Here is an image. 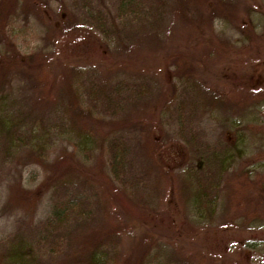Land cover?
<instances>
[{
	"label": "rangeland",
	"instance_id": "1",
	"mask_svg": "<svg viewBox=\"0 0 264 264\" xmlns=\"http://www.w3.org/2000/svg\"><path fill=\"white\" fill-rule=\"evenodd\" d=\"M154 1V8L142 19L120 23L124 36L118 41L85 25L91 7L113 18L116 0H91L86 12L81 6L87 0H18V18L9 25L10 36L22 53H35L43 60L44 68L29 75L37 80L40 73L47 79L35 85L24 74L12 81L13 100L17 99L18 107L26 106L22 111L32 110L38 117V134L44 132L50 142L43 150L18 147V143L8 149L6 137L0 139V245L4 249L8 239L23 234L38 246V236L46 233L53 193L68 184L72 191L96 193L86 208L89 219L80 223L72 219L69 226L82 230L92 247L111 239L115 250L107 264H264V219H248L246 210L235 218L231 214L233 195L245 171L253 173L252 181L264 174V159H258L264 155V99L256 106L250 104V120L244 118L246 107L203 102L216 93L230 103L234 85L247 83L246 77H250L249 85L243 83L246 89H263L264 0ZM80 88L83 98L89 88L97 92L93 101L82 106L88 115L76 118L71 108L68 116L59 115L56 106H67ZM197 94L204 96L197 100ZM260 96L264 98V89ZM62 119L65 122L57 129ZM76 120L90 124L89 130H95L98 138L120 131L117 124L121 125L133 146L135 183L131 179L122 188L106 181L105 176H110L107 152L96 144L88 157L83 156L86 153L78 150L77 140L62 133ZM180 122L188 125L191 137L189 129L182 132ZM27 124L28 139L39 137L33 129L30 132L32 121ZM238 133L245 138V147L240 145L244 154L232 151L236 162L221 179L224 190L217 213L200 218L191 209L198 200L193 189L187 190L185 172L200 171L204 161L187 141L193 139L195 150L208 143L212 152L217 146L231 150ZM208 153L205 156L213 161ZM160 162L177 167L176 182L168 184L159 171ZM41 186L47 189L44 193H29ZM253 189L245 195L252 196ZM178 217L179 223L171 226ZM180 217L200 230L192 234ZM181 228L187 237L178 240L173 231ZM69 245L67 238L60 256L69 254ZM81 259L80 264H85Z\"/></svg>",
	"mask_w": 264,
	"mask_h": 264
},
{
	"label": "trees",
	"instance_id": "2",
	"mask_svg": "<svg viewBox=\"0 0 264 264\" xmlns=\"http://www.w3.org/2000/svg\"><path fill=\"white\" fill-rule=\"evenodd\" d=\"M17 2L18 0H0V78H2V83H0V139L6 137L7 146L5 148L8 149H10V147L12 149L18 143V147L33 149L35 146L40 150H43L46 146H48L50 141L49 137L44 132L41 131L42 134H38L39 129L37 130L38 126H36L38 125L36 123L38 117L33 115L32 110L27 108L25 111H22V109L26 106L18 107V103L16 101L17 99L13 100V97L16 95L13 90L12 81H18V78H24V74L31 75L30 71H34L36 68L40 69V66L44 68V63H41L43 60L40 56L35 53H22L10 36L9 25L18 18V14L16 13ZM154 3V0H116V2H114V5L116 4V15L113 16V18H111L108 14L105 15L100 9H93L91 7V0H87V3H84L81 8L86 12V7H91L86 13L87 18L85 25L88 26V28L91 27L90 29L100 31L105 38H118V41H120L122 40L120 38L124 36L122 29L119 27L120 23L125 24L126 21L132 22L134 19H142L146 14H148L149 8H154ZM40 72L42 73L43 71ZM39 76L42 78V74L39 73L37 78H39ZM29 78L33 83L35 82V85H39L47 79L40 78L36 80L31 76ZM246 79L248 80L246 81L247 83H244L243 81L238 87L237 84L234 85L237 89L232 92L233 97L229 99L232 105L224 97H221L216 93L212 94L208 99H205L204 97V104L211 103V105H213L212 102L217 100L223 102L224 104L228 103L232 109L233 104L238 107H246L244 110L247 112H244L248 113V117L244 118H248V120H250V118H253L251 113L253 106H250V104H255L256 106L260 100L264 99L260 96L264 87L262 89L255 86L254 88L246 89L247 87H245L244 84H250V77H246ZM9 83L11 84V88H7ZM140 88L142 91L144 87L141 86ZM95 90L96 89L94 88H89L86 92V98H83L80 93L81 88L80 90L77 89L78 96L71 100V103L74 105L72 106L69 102L67 103V106H63L61 104L56 106L57 109L55 111L59 115L62 114V116H68L69 108H71L72 112H74L73 116H76V118H84V116L88 115L86 111H84L85 109H83L84 102L94 100L92 97ZM118 91H120V87L118 88ZM101 95L108 98L105 91H102ZM196 96H198V100L204 95L197 94ZM257 98L259 99L255 100V102L252 101ZM250 99L251 101H249ZM108 101H110L109 98ZM214 105L216 108V104ZM94 106V108L97 109L96 105ZM28 110L31 113H29ZM34 117L37 118L34 120ZM69 118L71 119V117ZM30 121L34 124L32 125L30 132L33 129L34 134L39 135V137L34 135L35 138L28 139L29 133L24 132V128L29 126L27 122ZM64 122L65 119H62V121L60 120L55 127L58 129ZM94 125L100 126L98 123ZM117 125L120 131L114 130L108 135L98 138V136L95 135V130L94 132L93 130H89L88 126H90V124H83L82 121L79 122L76 120V122L72 123L69 128L65 127L62 133L67 132L70 136L77 140L79 147L78 150L82 153H86L83 156L88 157L89 152L93 149V147L96 144L100 145V147H102L108 155L107 170L110 176H105L106 181L111 184L112 181L117 182L122 186V188H124L128 185L129 181L131 182V179L133 183H135L137 178H135L133 174V146L129 136L126 133L121 132V125ZM180 126L182 132L189 129L188 125H183L182 122H180ZM51 128L53 129V126ZM189 131V135L191 137V130L189 129ZM180 135L182 138L185 137L184 133H180ZM236 137L237 142L234 146L231 145V150L217 146L214 148L216 150L213 152V148L210 147L209 143L204 146H200L199 150H195V143L193 144V139L191 138V140L189 138L187 141V143L193 147L192 151H198V155L201 154L202 156L201 161H204V168L201 167L200 171H193L191 168L187 169L185 172L187 176L186 182L188 184L187 190L189 187L193 189L198 200L195 201L191 209L193 208L194 210H197L200 218H204L206 215L212 216L217 213L221 198L220 196L224 190L221 185V179L225 173L228 172L229 167L236 162L232 151H238L239 155L244 154L245 149L240 148V145L244 144L245 147V138L239 133ZM27 145H30V147H27ZM205 146L207 151H203ZM218 148L219 150H217ZM223 148L224 150H221ZM207 153L208 155L211 154L210 156L213 161H210V159L205 156ZM31 154H33V156L37 155V153L35 152L34 154L33 151ZM258 159H264V155H259ZM160 165L161 167H159V171L164 178H166L168 184L171 185L174 181L176 182L175 170L177 167L163 165L162 162H160ZM252 174L253 173L249 171H245L243 178L236 186L237 189L234 192L233 200L231 202L232 218L238 216L241 210H246V218L251 220L264 219V174H257L254 181H252ZM69 183L72 185L70 180ZM66 185L68 184L62 186L60 185L53 193L50 211L45 221L46 233L38 236L40 242L38 246H35L32 242H27L24 238V234H20L21 236L18 235L17 240L11 241L8 239V245H5L7 246L5 249L3 248V245H0V264H44L46 262H51L53 264H80V258H82L81 260H84L85 264H107L109 262L110 257L113 255L115 250V245H111V242H109L111 239H109V241L107 239L102 240L101 243L92 247L89 245L90 241L88 236H86L82 230L79 231L77 229L74 231V229L69 226L72 219L76 223H80L82 219H84V222L89 219L90 213L86 210V208L89 207L90 201L96 196V193L93 192L89 195L87 191L84 190L72 191L71 186L69 188ZM49 187L50 184L47 189H49ZM252 187L254 188L253 190H255V193L252 196L245 195L246 191ZM43 188V186L38 187L36 191H31L29 193L38 194L40 193V190H43ZM47 189L43 190V193ZM181 216L183 215L181 214ZM183 219L186 221L185 224H188L186 226H189L190 229H192V234L200 230L196 225L195 226L198 229L194 225L191 226L192 223H190L191 221L188 218L185 219L184 217H180V222H182ZM178 223L179 217L172 222L171 226H176ZM173 233L175 238L178 240H183L187 237V232L183 233L182 228L174 230ZM63 236H65L64 239ZM67 238L70 240L69 247L71 251L67 256L63 257L64 255H60L66 248ZM43 260H45L44 263Z\"/></svg>",
	"mask_w": 264,
	"mask_h": 264
}]
</instances>
